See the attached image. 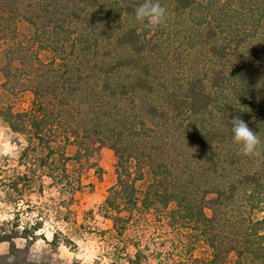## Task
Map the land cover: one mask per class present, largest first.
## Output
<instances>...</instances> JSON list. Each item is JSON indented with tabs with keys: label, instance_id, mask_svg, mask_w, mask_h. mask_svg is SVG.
Returning a JSON list of instances; mask_svg holds the SVG:
<instances>
[{
	"label": "trees",
	"instance_id": "16d2710c",
	"mask_svg": "<svg viewBox=\"0 0 264 264\" xmlns=\"http://www.w3.org/2000/svg\"><path fill=\"white\" fill-rule=\"evenodd\" d=\"M142 2L0 0V93L32 94L27 109L0 107L26 169L0 180L14 208L0 264H60L28 257L43 220L20 225V196L43 178L72 196L102 146L115 157L101 209L116 234L123 212L151 211L184 235L171 264H264V0H156V27L134 20ZM232 119L257 133L258 155H243ZM60 242L55 230L47 245ZM133 245L126 264H147Z\"/></svg>",
	"mask_w": 264,
	"mask_h": 264
},
{
	"label": "rangeland",
	"instance_id": "374dc122",
	"mask_svg": "<svg viewBox=\"0 0 264 264\" xmlns=\"http://www.w3.org/2000/svg\"><path fill=\"white\" fill-rule=\"evenodd\" d=\"M31 99L29 91L13 95L1 92L0 107L10 105L13 110L20 111L30 107ZM24 143V138L12 133L0 118V180L3 177V183H6V174L26 170L17 163L18 151ZM93 159L97 167L82 176L83 188L72 196L61 195L56 188L47 186V178H43L42 192L38 190V179L32 188L23 190L18 208L25 211L19 215L20 225L37 218L43 220L37 233H42L44 239L38 238L32 243L28 257L60 264H126L125 253L132 255L136 242L140 243L147 264H171L173 258L186 256L184 235L172 228L166 218L156 219L151 211L136 209L132 215L123 212L129 218L126 230L122 235L113 231L112 222L103 215L101 205L106 190L115 180V157L110 148L102 146ZM6 197L0 184V221L14 216V208L6 202ZM55 230L69 239L68 244L60 242L55 249L47 245ZM15 242L20 247L25 244L22 238ZM7 251V242H1L0 253ZM206 253L208 248L204 244H198L193 251L196 256Z\"/></svg>",
	"mask_w": 264,
	"mask_h": 264
},
{
	"label": "clouds",
	"instance_id": "9594fccd",
	"mask_svg": "<svg viewBox=\"0 0 264 264\" xmlns=\"http://www.w3.org/2000/svg\"><path fill=\"white\" fill-rule=\"evenodd\" d=\"M165 19L166 10L156 0H143L134 12L136 22H146L153 27L159 26ZM231 132L233 141L240 145L243 155L253 156L259 154L261 141L257 133L250 130L243 120L232 119Z\"/></svg>",
	"mask_w": 264,
	"mask_h": 264
}]
</instances>
